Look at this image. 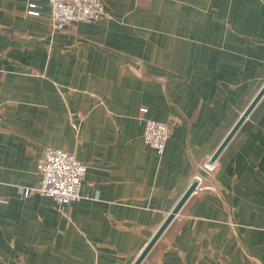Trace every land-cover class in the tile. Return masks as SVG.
<instances>
[{
	"label": "crops",
	"instance_id": "crops-1",
	"mask_svg": "<svg viewBox=\"0 0 264 264\" xmlns=\"http://www.w3.org/2000/svg\"><path fill=\"white\" fill-rule=\"evenodd\" d=\"M38 1L0 0V264H133L199 172L140 264H264V94L202 168L264 85V0H103L55 32ZM48 147L89 166L65 210L19 191Z\"/></svg>",
	"mask_w": 264,
	"mask_h": 264
},
{
	"label": "built area",
	"instance_id": "built-area-1",
	"mask_svg": "<svg viewBox=\"0 0 264 264\" xmlns=\"http://www.w3.org/2000/svg\"><path fill=\"white\" fill-rule=\"evenodd\" d=\"M52 6L51 27L58 31L72 21L94 23L108 14V9L103 0H49ZM38 0H28V13L38 15L42 8ZM147 108H141L146 113ZM143 124L144 139L147 144L157 152H164L173 130L172 120H156L145 115L139 116ZM42 178L39 186H20L22 196H29L32 192L52 197L57 206L65 210L72 202L83 198L81 191L83 180L88 170V164L81 161L67 149L48 147L44 150L39 162ZM218 167L217 159L210 157L202 166L205 173H211ZM204 173L194 175L191 184L196 183L195 190L203 188ZM2 184L0 183V193Z\"/></svg>",
	"mask_w": 264,
	"mask_h": 264
},
{
	"label": "water",
	"instance_id": "water-1",
	"mask_svg": "<svg viewBox=\"0 0 264 264\" xmlns=\"http://www.w3.org/2000/svg\"><path fill=\"white\" fill-rule=\"evenodd\" d=\"M264 94V85L261 88V90L258 92V94L255 96V98L252 100V102L249 104L248 108L245 110V112L242 114L236 125L232 128V130L229 132V134L226 136L224 141L221 143V145L218 147L214 155L212 156V160L217 159L218 155L222 151V149L225 147V145L228 143V141L231 139V137L234 135V133L237 131V129L240 127L244 119L247 117V115L250 113L252 108L255 106V104L258 102V100L262 97ZM196 188V183H193L189 186L188 190L185 192V194L181 197L179 202L176 204V206L173 208V210L170 212L166 220L163 222V224L160 226V228L157 230V232L154 234V236L151 238V240L148 242V244L143 248V250L140 252L136 260L133 262V264H140L145 256L148 254L150 249L153 247V245L156 243V241L159 239V237L162 235L164 230L167 228L169 223L173 220L175 215L178 213L182 205L185 203V201L188 199V197L193 193V191Z\"/></svg>",
	"mask_w": 264,
	"mask_h": 264
},
{
	"label": "rangeland",
	"instance_id": "rangeland-1",
	"mask_svg": "<svg viewBox=\"0 0 264 264\" xmlns=\"http://www.w3.org/2000/svg\"><path fill=\"white\" fill-rule=\"evenodd\" d=\"M190 185H191V184H190ZM194 191H195V190H194ZM194 191H193V192H194Z\"/></svg>",
	"mask_w": 264,
	"mask_h": 264
}]
</instances>
